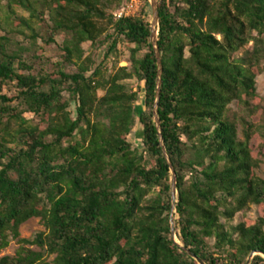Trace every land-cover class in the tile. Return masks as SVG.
Returning <instances> with one entry per match:
<instances>
[{
	"label": "trees",
	"instance_id": "obj_1",
	"mask_svg": "<svg viewBox=\"0 0 264 264\" xmlns=\"http://www.w3.org/2000/svg\"><path fill=\"white\" fill-rule=\"evenodd\" d=\"M156 2L163 69L158 118L177 177V241L204 264H247L254 252L264 256V175H256L259 162L251 154L253 126L241 119L240 140L229 108L256 111L264 0ZM122 3L14 2L45 24L44 44L57 45L60 34L68 39L60 46L62 61L37 72L39 35L29 21L20 19L32 32L30 48L12 51L11 40L0 38V126L19 122L14 135L4 129L0 137V254L11 241L20 245L0 264H48L51 256L50 264H198L171 235L172 175L152 114L158 68L151 25L143 10L121 19L107 13ZM104 36L134 46L128 67L107 78L105 61L96 66L82 47L104 44ZM250 43L252 51L234 58ZM133 79L144 87L142 109L125 83ZM5 88L16 97L4 95ZM26 114L44 128L30 125ZM135 118L142 151L128 141ZM249 205L258 208L257 220L231 225ZM30 219H40L45 232L20 239L19 228Z\"/></svg>",
	"mask_w": 264,
	"mask_h": 264
},
{
	"label": "rangeland",
	"instance_id": "obj_2",
	"mask_svg": "<svg viewBox=\"0 0 264 264\" xmlns=\"http://www.w3.org/2000/svg\"><path fill=\"white\" fill-rule=\"evenodd\" d=\"M15 1L19 0H0V38L7 37L12 42V51H16L20 46L25 48H30L31 41L30 37L32 36V32L25 28L20 19H24L30 22V26L33 31L39 35V37L35 41L34 51L37 56L42 60V66L37 65L35 70L38 72L39 67L43 70L51 71V64H57L62 61V53L60 51V46L62 43L68 39V36L65 34H60L56 38L57 45L47 46L43 42V38L45 37L47 27L40 19H32L30 17V13L25 11L23 8L14 5ZM129 4V0H123L121 9L125 8ZM120 9V10H121ZM120 10H116L115 6H113L110 10H108V14L114 16ZM144 11V19L151 25L153 20V14L151 10V6L149 0H137L135 4L134 10L130 13L129 17H138L141 11ZM107 35H113L112 30H109ZM101 41L104 44H96L94 46L91 43H85L82 45L85 51V57L91 56L95 61V65H99L101 62L105 61L103 70V75L105 78L109 77L113 71L119 67H128V62L130 58V52L134 49L133 45L128 44L121 37L112 36L111 39H106L104 36ZM116 42V49L111 52L110 55L107 56L109 49L112 44ZM254 48V44L250 43L239 53L234 55V58L242 57L245 52H250ZM143 53L140 54L142 56ZM185 56L188 57V50L185 51ZM264 67V60L261 64ZM70 72H74V68L69 69ZM256 93L258 96V100L253 103V106L256 107V111L252 114L249 111H244L233 103L230 106V117L238 119L237 127L239 133V139L243 140V126L240 122L241 119H244L247 123L253 126L252 132V141H251V154L259 162V169L256 171V175L258 177H263L264 175V71L256 78ZM128 86L129 90L138 93V101L135 104L136 108L142 109L144 106V87L143 84L138 82L136 79L125 82ZM4 95L9 97H16V91L11 88H5L2 92ZM99 97L103 95V92L99 91L97 94ZM72 111V110H71ZM25 119L29 121L30 125H38L40 121L34 117V115L26 114ZM45 126V124H40ZM19 122L11 121L9 123L4 122L0 126V137L3 136L4 129H7V132L10 135H14L18 130ZM128 141L131 144L133 150L142 151V128L138 122V119L135 118V126L133 128L132 133L128 137ZM74 141H71V143ZM70 144V142H66L65 146ZM147 161L148 158L145 156ZM149 163V161H148ZM158 191H153L147 199L154 198L157 195ZM258 218V208L254 205H249L246 209L241 212H238L235 216L231 225L237 226L241 223L247 222H255ZM45 232V228L40 219H30L26 223H24L19 228L20 239L31 240L37 234ZM213 245V241L211 242ZM20 248V245L17 241H11L8 248L3 250L0 254L1 257H13L16 251ZM34 251H40L38 247H31ZM54 259V256L47 257L45 259V263L50 264Z\"/></svg>",
	"mask_w": 264,
	"mask_h": 264
},
{
	"label": "water",
	"instance_id": "obj_3",
	"mask_svg": "<svg viewBox=\"0 0 264 264\" xmlns=\"http://www.w3.org/2000/svg\"><path fill=\"white\" fill-rule=\"evenodd\" d=\"M149 3H150L152 14H153V20H152L151 27H150V30H151L150 40H151V45L153 47V51H154L155 58L157 61V68H158L157 88H156V94H155V100H154V104H153L152 114H153V121H154L156 130L158 133V137H159V144H160V147L162 150V154H163L165 161L167 162V164L170 167V171H171V175H172V180H171V213H170L171 235H172V238H173V240L177 246L181 247L183 249V251H185L191 258L195 259L198 264H204L201 260L195 258V256L190 251L184 249L180 245V243L177 241V237H176L175 207H176V199H177V177H176L174 168L171 164L169 155H168L167 150H166V146H165L163 135H162L161 125H160V121L158 118V107H159L160 96H161L162 73H163L161 56H160V51L158 48V39H157L159 15H158V8H157L156 0H149ZM257 255L264 258V256L262 254L254 252L248 258L247 264H251V261Z\"/></svg>",
	"mask_w": 264,
	"mask_h": 264
},
{
	"label": "built area",
	"instance_id": "obj_4",
	"mask_svg": "<svg viewBox=\"0 0 264 264\" xmlns=\"http://www.w3.org/2000/svg\"><path fill=\"white\" fill-rule=\"evenodd\" d=\"M137 0H129V4L117 13L114 14V17L117 19L126 18L130 16V13L134 10Z\"/></svg>",
	"mask_w": 264,
	"mask_h": 264
}]
</instances>
